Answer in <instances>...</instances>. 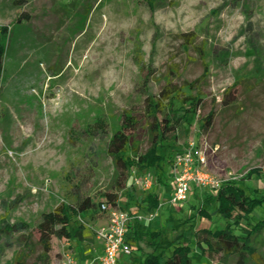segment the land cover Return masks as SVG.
<instances>
[{
    "label": "rangeland",
    "instance_id": "rangeland-1",
    "mask_svg": "<svg viewBox=\"0 0 264 264\" xmlns=\"http://www.w3.org/2000/svg\"><path fill=\"white\" fill-rule=\"evenodd\" d=\"M0 26L10 28L0 82V264H12L20 250L22 233L7 237L5 224L23 222V234L33 233L41 213L109 188L107 139L86 130L101 120L111 135L124 111L141 117L146 97L157 96L167 80L177 86L196 82L204 104L165 142L164 185L155 171L132 167L151 174V190L162 186L154 217L138 224L159 231L163 240L188 244L192 264H237L234 257L202 256L193 237L199 228L225 227L213 206L209 218L198 215L206 194L216 191L191 190L173 209L167 174L175 152L194 141L204 149L205 173L222 182L235 177L246 193L264 194V0H0ZM189 32L197 39L186 47L179 35ZM210 111L212 123L203 126ZM144 126L134 140L143 152L149 145ZM252 169L259 173L247 178ZM140 205L135 201L134 212ZM262 219L264 206L250 223ZM102 221L91 211L73 218L70 229L83 226L84 242L53 239L51 264L68 258L99 264L96 230ZM244 228L234 229L241 240ZM248 244L243 264H264V232ZM40 251L36 247L27 264H38ZM133 256L120 255L118 264L141 258Z\"/></svg>",
    "mask_w": 264,
    "mask_h": 264
},
{
    "label": "trees",
    "instance_id": "trees-1",
    "mask_svg": "<svg viewBox=\"0 0 264 264\" xmlns=\"http://www.w3.org/2000/svg\"><path fill=\"white\" fill-rule=\"evenodd\" d=\"M13 3L18 4L19 1ZM9 34L8 26H0V82L4 72L6 41ZM179 38L184 46L190 47L195 44L197 36L194 32H189L180 34ZM198 53L203 59L204 47L200 46ZM207 73V65L204 64L202 77H206ZM195 84L196 82H191L177 86L167 80L157 96L149 94L146 97L141 117L131 111H124L119 127L111 135H108L104 121L97 120L89 125L86 130L89 132L88 135L98 133L100 137L107 139L105 152L113 162V176L109 188L94 197L79 198L75 204L60 202L51 211L41 213L34 228L37 234L36 241L32 240L34 232L23 234L27 230L25 223L5 224L2 231L7 237L13 232L22 233L17 241L20 250L14 256L12 264H27L29 256L36 252V247L41 248L40 253L36 254V262L51 264L53 239L84 242L83 226L70 229L73 218L91 211L92 218L105 219V214L101 211L102 202L110 206L118 205L119 194L128 186L132 167L155 171L159 181L164 185L162 175L165 173V142L179 130L188 116H196L203 108V99ZM228 93L224 98L226 105L231 103ZM213 116V112L210 111L204 119L203 126L211 125ZM142 123L145 124L149 143L144 152L138 145H134L135 134ZM258 173L257 169H252L247 172L246 177L251 178ZM97 199H102V202H98ZM144 201L146 213H153L160 206L159 195L150 192ZM211 206L214 207L215 213L225 220V227L216 231L207 228L195 230L193 237L197 247L201 250L202 256L208 254L209 257H234L237 264H243L248 257V240L264 232V219L254 225L250 223L255 209L264 206V194L257 190L246 193L235 181H226L215 194H206L198 215L209 218L207 208ZM189 221L186 220L185 223ZM242 224L245 227V231L243 230L245 240L234 234V229L241 227ZM128 229L131 232L127 234L125 243L131 246L133 252L128 257H134L135 253L141 254V258L134 264H192L191 248L188 244L163 240L159 231H142L137 221L130 223Z\"/></svg>",
    "mask_w": 264,
    "mask_h": 264
},
{
    "label": "built area",
    "instance_id": "built-area-1",
    "mask_svg": "<svg viewBox=\"0 0 264 264\" xmlns=\"http://www.w3.org/2000/svg\"><path fill=\"white\" fill-rule=\"evenodd\" d=\"M205 164L204 149L194 141L188 142L182 150L175 152L169 164V174H167L172 185V193L168 201L171 208L176 209L186 200L192 186L215 192L224 183L205 173ZM130 180V185L142 193H148L152 189L150 173L140 175L133 170L130 173ZM231 180L236 179L232 177L228 181ZM101 211L105 214V219L96 230V237L103 248L99 264H118L120 255L128 257L132 254L131 246L125 243L129 224L133 221H150L154 217V212L143 216L125 210L119 205H107L105 202L101 204ZM66 264L75 263L68 258Z\"/></svg>",
    "mask_w": 264,
    "mask_h": 264
},
{
    "label": "crops",
    "instance_id": "crops-1",
    "mask_svg": "<svg viewBox=\"0 0 264 264\" xmlns=\"http://www.w3.org/2000/svg\"><path fill=\"white\" fill-rule=\"evenodd\" d=\"M161 188H162L161 185H156L153 188V190L150 191V193L155 194V195H158V194H160L159 192H160ZM192 190L195 191V192L199 191L200 193H203V192L206 191L205 189H199V188H197L195 186H192ZM123 192L125 193L124 197L121 199L123 203L118 202V205L121 208H123L125 210H129V211L134 212L136 210V208L134 206L135 201H137L139 199L140 200V203H141V205H140L141 208H140V210L138 212H135V213H138V214H141L142 215V213L144 212L143 215L144 214H147L145 212L146 203H145L144 199L148 195L149 192L148 193H142V192H136L135 193L134 188L131 185H128L127 188L123 190ZM171 192H172V185H171ZM133 222H136V221H133ZM133 222H131V223H133ZM138 225H139V227L141 228L142 231H147L146 229H144L145 228L144 226H141L140 224H138ZM130 232H131V230L128 229L127 234H130ZM100 246L102 248V245H100ZM102 251H103V248H102Z\"/></svg>",
    "mask_w": 264,
    "mask_h": 264
}]
</instances>
